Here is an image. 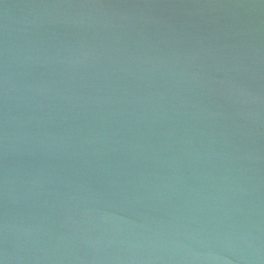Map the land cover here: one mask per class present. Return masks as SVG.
Masks as SVG:
<instances>
[{
  "label": "water",
  "instance_id": "water-1",
  "mask_svg": "<svg viewBox=\"0 0 264 264\" xmlns=\"http://www.w3.org/2000/svg\"><path fill=\"white\" fill-rule=\"evenodd\" d=\"M0 264H264V0H0Z\"/></svg>",
  "mask_w": 264,
  "mask_h": 264
}]
</instances>
